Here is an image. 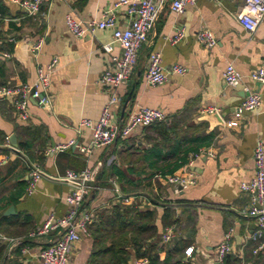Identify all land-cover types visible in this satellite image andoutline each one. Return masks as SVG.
I'll list each match as a JSON object with an SVG mask.
<instances>
[{
	"label": "crops",
	"instance_id": "0c3cea01",
	"mask_svg": "<svg viewBox=\"0 0 264 264\" xmlns=\"http://www.w3.org/2000/svg\"><path fill=\"white\" fill-rule=\"evenodd\" d=\"M116 1L47 0L39 14L29 16L11 0H0V85L33 82L39 65H47L54 58L59 61L51 78V110L31 101L30 119L23 123L17 119L11 103L0 99V158L9 157V162L0 167V241L7 243L2 264H44L40 252L58 235L32 239L29 234L51 214L62 217L67 211L65 199L72 186L55 177L63 176L68 170L83 171L98 162L103 164L102 178L93 184L83 208L94 220L89 234L71 250V264H89L94 248L90 228L99 222L102 212H110L114 206L154 210L161 234L163 202L181 206L177 207L182 221L180 235L189 245L177 260L217 264L219 245L225 233L234 229L233 251L227 264L242 261L264 264V248L258 249L259 244L249 239L256 223L245 212L249 197L241 189L242 183L254 177L255 145L258 140L264 142V85L258 86L249 78L264 64V24L254 34L242 27L237 16L243 0H197L183 14L166 6L140 51L134 77L117 91L121 102L115 108V122L122 124L127 114L139 107L159 109L167 115L168 123L177 124L178 135L173 142L197 138L198 150L207 148L214 153V156L203 155L189 168V156L194 153L190 151L186 163L174 173H168L182 176L193 173L198 177L195 186H174L162 177L184 152L169 154L173 142L163 147L159 134L149 128H139L127 139L96 150L90 157L74 150L48 154L54 146L73 138L87 145L91 131L85 129L77 137L79 121L86 118L97 122L111 96L99 81L111 67L103 45L112 42V31L100 30L78 39L69 32L66 17L99 20ZM182 27L186 28V37L171 45L168 38ZM204 29L215 35V48L208 49L196 40L197 33ZM40 39L44 45L34 55L31 49ZM155 51L162 53L165 66L177 63L185 66L187 73L171 75L162 86L147 84L144 75L148 58ZM120 52V47L114 44L113 54ZM229 64L244 76V84L238 88L229 87L224 80L223 73ZM246 86L260 92L262 102L258 110L245 114L238 127H215L201 118L203 110L216 108L225 121L232 119L246 96ZM133 87V97L124 108ZM12 136L16 137L21 154L10 149ZM21 144L27 146L26 150ZM189 145L183 144L182 150ZM155 147L164 148L162 157L151 155ZM33 166L51 178L42 177L35 191L27 194ZM124 197L131 202L124 203ZM11 207L14 211H10ZM191 216L195 217V225L186 230L191 227ZM189 247L194 248L193 261L185 256ZM141 259L133 256L129 264H138Z\"/></svg>",
	"mask_w": 264,
	"mask_h": 264
},
{
	"label": "built area",
	"instance_id": "2783aa9c",
	"mask_svg": "<svg viewBox=\"0 0 264 264\" xmlns=\"http://www.w3.org/2000/svg\"><path fill=\"white\" fill-rule=\"evenodd\" d=\"M47 0H11L29 16L40 13L43 3ZM54 1V0H52ZM197 0H117L112 6L105 10L102 18L88 21L76 20L72 15L66 17V25L69 32L75 38L81 39L93 35L100 30L112 31V42L103 45V50L111 60V67L107 69L100 78V85L110 91V99L104 106L101 116L97 122L82 118L76 128L77 137L81 136L85 129H90L91 140L87 145L79 142L78 138L70 139L66 143L54 146L48 154L62 153L74 150L76 153L90 157L96 150L113 146L119 139H127L139 128H147L153 124L164 123L167 115L159 110L148 107H139L127 114L122 124L115 122V108L121 102L118 89L125 82L131 80L139 62V54L148 41L159 20L162 10L170 6L177 14H183L187 7L195 5ZM242 27L254 34L264 24V0H243V7L237 16ZM186 37V28L177 29L176 33L168 38L171 45H177ZM196 40L208 49L217 46V39L212 31L201 30L196 35ZM114 44L120 47V54L114 55ZM44 45L40 39L31 49L34 55H38ZM58 58L52 59L47 65L37 67L35 81L17 85H0V99L8 100L15 112L17 119L23 123L30 119L31 101L42 109L53 108V97L51 94V78L58 68ZM187 68L180 64L165 66L160 51L149 55L148 65L145 71V81L151 86H162L169 82L171 75L183 76ZM226 84L231 88H238L244 84V76L234 67L227 65L223 73ZM252 83L264 85V64L254 70L250 76ZM248 93L229 121H225L227 127H238L246 113L256 111L261 107L262 96L260 92H254L246 86ZM219 113L216 108L203 110L204 114ZM203 155L214 156V153L201 148L189 156L188 167L193 168L195 162ZM255 173L250 182L242 183L241 189L249 197V205L246 214L255 219V230L249 235V239L259 244L258 249L264 248V142L258 140L253 153ZM9 162V157L0 158V167ZM103 164L98 162L83 171L76 172L68 170L63 176L55 177L72 186V191L66 197L67 211L62 217L51 214L48 219L35 230L29 237L32 239L58 235L51 240L49 245L42 249L40 258L44 264H71L70 252L84 236L89 234V226L93 222V215L84 211V204L90 196L93 184L97 181ZM42 170L33 166L30 171V181L27 194H32L37 183L42 179ZM169 184L181 187H191L198 183V177L193 173L186 176L179 174H166L162 176ZM124 203L129 204V198H123ZM234 229H229L219 245L217 251V264H227V258L232 253V236ZM176 237L173 226L166 228L162 235V242L171 244ZM2 238V237H1ZM187 259L193 261L194 248L185 250ZM138 264H149L148 259H141ZM240 264H249L242 261Z\"/></svg>",
	"mask_w": 264,
	"mask_h": 264
},
{
	"label": "trees",
	"instance_id": "16d2710c",
	"mask_svg": "<svg viewBox=\"0 0 264 264\" xmlns=\"http://www.w3.org/2000/svg\"><path fill=\"white\" fill-rule=\"evenodd\" d=\"M149 129L155 130L161 137L163 147L173 142L177 138V124L164 123L153 124ZM189 143L184 151L182 146ZM170 145L169 154L178 155L184 152L183 156L173 163L171 168L164 173H174L187 161L190 151H198L200 141L197 138L190 140L173 142ZM21 148L26 150L27 146L21 144ZM164 148H154L155 157H162ZM167 153V154H168ZM121 174V173H119ZM164 208L161 216L162 233L166 228L173 226L175 229V240L182 237L180 230L182 229V221L178 214L177 207L180 203L163 202ZM181 207V206H180ZM189 211V210H187ZM195 216V215H194ZM191 216V227L195 225V217ZM157 212L154 210H140L135 206H114L110 212H102L99 222L91 226V236L94 240L93 252L89 259V264H129L134 256L137 259L146 258L149 264H188L177 260V256L181 254L183 249L189 245V241L182 238L171 247V244L162 242V233L156 225ZM7 251V243L0 241V264H2ZM162 255L164 257L162 258Z\"/></svg>",
	"mask_w": 264,
	"mask_h": 264
},
{
	"label": "water",
	"instance_id": "95a60500",
	"mask_svg": "<svg viewBox=\"0 0 264 264\" xmlns=\"http://www.w3.org/2000/svg\"><path fill=\"white\" fill-rule=\"evenodd\" d=\"M258 86H261L262 84L261 83H257ZM134 90H135V87H133V89L131 90L130 94L128 95L127 97V100H126V103H125V106L124 108L127 107L128 103L130 102V100L132 99L133 97V94H134ZM255 92V91H254ZM248 95V93H246V96ZM203 120H207L209 121L211 124H213L215 127L217 126H225V122H224V116L223 114L221 113H213V114H204L202 117H201ZM10 141L12 143V146L10 147L11 150H13L15 153L17 154H21L20 151L18 150V144L16 142V137L15 136H12L10 138ZM41 175L43 177H47V178H51L50 176H48L45 172L41 171L40 172ZM102 178V173H100L98 175V178H97V182L99 183L100 180ZM55 180H58V179H55ZM10 211H14V207H11L10 208ZM183 237H180L178 240H181ZM178 240L176 239L174 242L177 243Z\"/></svg>",
	"mask_w": 264,
	"mask_h": 264
}]
</instances>
